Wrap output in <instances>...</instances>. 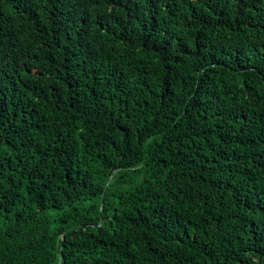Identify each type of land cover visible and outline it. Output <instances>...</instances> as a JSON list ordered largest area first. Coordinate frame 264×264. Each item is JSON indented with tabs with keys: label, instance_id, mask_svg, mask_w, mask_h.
I'll list each match as a JSON object with an SVG mask.
<instances>
[{
	"label": "trees",
	"instance_id": "16d2710c",
	"mask_svg": "<svg viewBox=\"0 0 264 264\" xmlns=\"http://www.w3.org/2000/svg\"><path fill=\"white\" fill-rule=\"evenodd\" d=\"M0 264H264V0H0Z\"/></svg>",
	"mask_w": 264,
	"mask_h": 264
}]
</instances>
